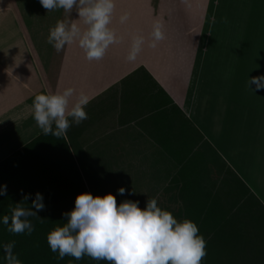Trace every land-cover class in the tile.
I'll list each match as a JSON object with an SVG mask.
<instances>
[{
    "label": "crops",
    "instance_id": "obj_1",
    "mask_svg": "<svg viewBox=\"0 0 264 264\" xmlns=\"http://www.w3.org/2000/svg\"><path fill=\"white\" fill-rule=\"evenodd\" d=\"M159 1L161 16L181 8L198 31L214 14L231 13L235 59L214 73L219 86L207 88L213 75L201 64L209 58L194 54L195 39L171 32L165 54L146 44L152 55L134 67L117 70L111 59V78L97 86L75 74L65 81L67 67L52 81L38 59L3 56L0 162L43 133L33 118L35 96L74 88L90 97L88 119L65 137L90 194L142 210L156 199L178 222L193 221L206 241L201 264H264V89L248 86L264 76V0H187L188 12L180 0Z\"/></svg>",
    "mask_w": 264,
    "mask_h": 264
},
{
    "label": "clouds",
    "instance_id": "obj_2",
    "mask_svg": "<svg viewBox=\"0 0 264 264\" xmlns=\"http://www.w3.org/2000/svg\"><path fill=\"white\" fill-rule=\"evenodd\" d=\"M39 2L48 12L63 9L65 13H71L75 8L80 17L77 21H58L50 29L47 42L57 53L64 50L66 45L78 42L88 61H100L109 47L122 39L109 27L115 12V0ZM119 19L121 24L126 23L129 14L125 13ZM223 22L227 23V18ZM162 28L158 21L153 25L149 45L153 49L165 39ZM144 44L142 35L133 37L127 56L129 62H135ZM251 84L256 85V90L264 89V76L248 80L249 87ZM89 102L87 94L80 92L77 95L74 88H67L62 93L38 94L32 104L33 118L45 136L60 139L67 135L73 124L79 126L88 119L85 108ZM118 191L124 195L126 189L120 188ZM6 195L7 185H4L0 188V196ZM30 196L24 195V201ZM43 201V195L36 193L30 207H25L21 202L10 208L11 214L2 217L7 231L13 235L31 236L35 226L30 218L44 220L37 214L45 210ZM63 215L67 223L56 227L47 236L48 246L53 253H58L59 260L65 257L82 260L87 256L95 261H107L108 264H201L207 255L206 241L199 234L197 224L189 219L178 222L171 212L158 207L156 199H149L146 209L142 210L138 202L125 201L118 206L112 194L94 197L84 193L76 198L74 210ZM15 244L13 240L2 246L6 264H22L18 255L14 254Z\"/></svg>",
    "mask_w": 264,
    "mask_h": 264
},
{
    "label": "rangeland",
    "instance_id": "obj_3",
    "mask_svg": "<svg viewBox=\"0 0 264 264\" xmlns=\"http://www.w3.org/2000/svg\"><path fill=\"white\" fill-rule=\"evenodd\" d=\"M180 1L183 2L184 8H187L186 12H188L187 0ZM192 1L190 0L191 3ZM170 2L175 4V13H177V3ZM159 3V0H115V12L109 27L115 28L119 33L118 37H122V39L119 43L109 47L102 60L88 61L86 53L78 46V42L66 45L60 53H57L53 46L47 42L50 29L55 27L58 21L70 22L80 19L75 8L71 13H65L63 9H54L48 12L39 0H0V60L3 56H9L10 59L15 57L19 61L26 59L30 63L34 59H38L37 61L44 67L48 76H55L51 77L52 81H59L57 75H61V71L63 72L67 67L69 72L65 71L63 74L65 81H67L66 75L75 74L74 76H79V78L72 77L71 79L82 82L91 80V84L97 86L111 78V59L116 61L117 70L130 64V67H134L132 64L134 62L127 60L134 36L142 35L145 38L143 50L135 61L147 59L152 55L145 45L147 44L150 50L153 25L158 21L163 26L165 39L160 41L155 49L151 48L154 53L165 54L168 51L164 47L166 44L169 47L168 42L171 34L176 40L187 39L190 36L191 40L195 39L197 44L194 54L196 53L195 55L200 58L203 56L209 58L206 65L201 64L204 67L201 66L202 71H211L209 73L214 76V73L220 72L219 65L221 71L224 67L231 69L233 63L230 57L235 59L236 45L235 27L232 25L233 22H229L231 13L227 15L214 14L215 22L212 19L210 26L206 25L204 29V26L200 25L201 31H198V28H194L197 23L190 21L189 16L182 14L181 8H179V14H175L173 18L161 16V11L157 10ZM230 11L234 12V5ZM125 13L129 14V19L126 23L121 24L119 18ZM224 18H227V23L223 22ZM170 19H173V29L168 27ZM81 27H83L82 23ZM111 50L115 52V56L111 55ZM216 61L218 63L213 64ZM213 76L208 81L207 86L209 87L207 88L219 86L218 78Z\"/></svg>",
    "mask_w": 264,
    "mask_h": 264
},
{
    "label": "trees",
    "instance_id": "obj_4",
    "mask_svg": "<svg viewBox=\"0 0 264 264\" xmlns=\"http://www.w3.org/2000/svg\"><path fill=\"white\" fill-rule=\"evenodd\" d=\"M4 185L7 195L0 196V264H6L2 246L13 240L14 254L22 264H108L87 256L59 260L47 243L48 234L67 223L63 214L74 210L76 198L90 193L66 137L57 139L42 133L0 162V188ZM36 193L44 197L45 210L37 213L44 220L30 218L35 226L31 236L9 233L2 223L3 215H10V208L21 202L30 207ZM28 194L30 199L25 202L24 195Z\"/></svg>",
    "mask_w": 264,
    "mask_h": 264
}]
</instances>
